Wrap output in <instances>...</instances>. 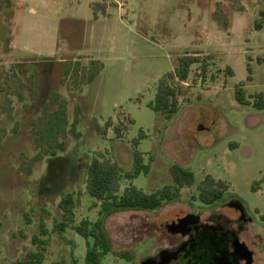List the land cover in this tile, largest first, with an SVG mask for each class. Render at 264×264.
<instances>
[{"label": "rangeland", "instance_id": "1", "mask_svg": "<svg viewBox=\"0 0 264 264\" xmlns=\"http://www.w3.org/2000/svg\"><path fill=\"white\" fill-rule=\"evenodd\" d=\"M261 11L264 0H0V264L35 248L31 237L39 235L41 220L50 237L44 264H84L85 239L70 227L60 233L52 227L67 192L78 194L74 224L99 217L85 178L100 153L124 174L119 194L130 184L145 192L172 184L173 163L194 175L190 187L160 208L107 215L111 251L101 264H125L120 254L126 252L139 264L164 245L161 222L219 206L229 212L232 202L250 219L242 236L252 264H264V108L253 105L257 94L264 102ZM196 52L210 56L209 64L205 71L191 65L177 111L166 118L151 109L158 80L180 56ZM240 83L246 104L235 98ZM59 107L64 150L32 161L40 153L33 121L44 108ZM109 119L126 125L121 137L112 128L97 132ZM46 120L37 128L44 135ZM135 150L149 171L130 177ZM27 164L30 174L23 171ZM206 174L228 185L212 204L196 199Z\"/></svg>", "mask_w": 264, "mask_h": 264}, {"label": "trees", "instance_id": "2", "mask_svg": "<svg viewBox=\"0 0 264 264\" xmlns=\"http://www.w3.org/2000/svg\"><path fill=\"white\" fill-rule=\"evenodd\" d=\"M264 15V11H261ZM214 20L219 23V17L215 15ZM225 27V25H223ZM256 27H261V23L256 22ZM199 53L192 55L186 54L180 56L174 70L164 74L157 83L154 100L149 103V107L154 111L161 112L166 118H169L177 111L178 97L182 89V85L186 83L190 67L194 63H198L205 71L209 62L210 56L199 57ZM260 60V59H259ZM93 62V61H92ZM102 68V65H101ZM100 67L95 68V72L90 73L84 82H90L98 74ZM251 77L247 76V80ZM244 84L240 83L235 89V98L238 102L246 104L249 101L244 96ZM253 105L257 108H264V102L261 100V95L257 94ZM22 98V95H19ZM61 107L53 112H46L44 108L41 115L33 121L32 132L36 134L34 141L37 150L40 151L32 161L42 160L44 156L57 157V150H64V141H58L60 130H63V124L66 122L64 113H61ZM60 110V111H59ZM78 111L75 109V115ZM47 117L45 124L46 135L37 128L41 120ZM131 122L130 119H128ZM77 116L73 124H76ZM112 128L116 137H121L126 125L119 121L113 123L111 119L107 120L105 127L96 125V130L99 134L105 135L107 130ZM145 134L141 131L139 137ZM46 144V148L42 143ZM138 141H135L137 144ZM135 171L130 177L136 176L139 172L147 173L149 164L142 162L141 153L138 150L134 151ZM23 171L25 174L31 173V165L27 164ZM170 172L173 183L164 185L163 187L145 192L133 184L125 187L123 192L119 194L120 181L124 174L118 164L112 161L109 157L102 155L93 156L89 161L86 169L85 190L98 203L99 217L95 221L82 219L78 224H74V209L77 204L78 194L67 192L61 196L58 207L61 211V220L54 221L52 231L59 233L66 227H70L77 234L85 239L86 250L83 258L84 264H101L102 259L111 251V244L103 225V219L114 211L126 210H145L150 211L160 208L166 203L175 201L180 190L184 187H190L194 182V175L188 168L178 164H171ZM228 188L225 181L215 179L212 175L206 174L197 186L196 199L204 204H212L220 199L223 193ZM194 198V197H193ZM96 202L94 206H96ZM264 222V214L260 216ZM39 235H32L31 243L35 246L26 252V254L12 264H44L45 253L50 242V237L47 236L49 230L45 226L43 220L39 222ZM120 257L125 260V264L131 263L130 253H121ZM56 264V263H54Z\"/></svg>", "mask_w": 264, "mask_h": 264}, {"label": "flooded vegetation", "instance_id": "3", "mask_svg": "<svg viewBox=\"0 0 264 264\" xmlns=\"http://www.w3.org/2000/svg\"><path fill=\"white\" fill-rule=\"evenodd\" d=\"M223 209L186 211L161 222L164 245L139 264L145 258H152L149 264H246L235 242L246 244L242 235L250 219L239 203L232 202L229 212Z\"/></svg>", "mask_w": 264, "mask_h": 264}, {"label": "water", "instance_id": "4", "mask_svg": "<svg viewBox=\"0 0 264 264\" xmlns=\"http://www.w3.org/2000/svg\"><path fill=\"white\" fill-rule=\"evenodd\" d=\"M235 246H236L237 251H241L243 253L242 258L246 260V264H252L253 263V251L250 250L244 242H240L239 240L235 242ZM151 260L152 258H145L141 262V264H149Z\"/></svg>", "mask_w": 264, "mask_h": 264}]
</instances>
